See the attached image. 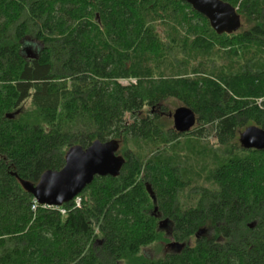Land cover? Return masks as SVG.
<instances>
[{
  "label": "trees",
  "instance_id": "1",
  "mask_svg": "<svg viewBox=\"0 0 264 264\" xmlns=\"http://www.w3.org/2000/svg\"><path fill=\"white\" fill-rule=\"evenodd\" d=\"M222 1L233 35L178 0H0V264H264V151L240 143L264 130V0ZM171 99L188 134L158 114ZM96 141L119 144L121 175L66 215L32 210L21 181ZM164 241L179 247L146 253Z\"/></svg>",
  "mask_w": 264,
  "mask_h": 264
},
{
  "label": "water",
  "instance_id": "2",
  "mask_svg": "<svg viewBox=\"0 0 264 264\" xmlns=\"http://www.w3.org/2000/svg\"><path fill=\"white\" fill-rule=\"evenodd\" d=\"M192 7L204 16L211 28L218 35H233L242 28V20L237 9L222 0H178ZM28 58H35L31 50L26 51ZM19 113L8 115L13 119ZM173 128L179 134H188L196 125L192 110L180 107L173 115ZM241 146L246 150L264 151V130L257 127L248 128L240 137ZM119 144L116 141L94 142L84 149L81 146L71 147L65 157V165L60 171L45 172L34 185L21 181L23 189L31 194L41 206L60 208L71 203L84 192L93 181L99 178H117L126 160L118 155ZM165 222L162 223L164 225ZM205 233L200 230L198 235ZM172 248L179 247L171 244Z\"/></svg>",
  "mask_w": 264,
  "mask_h": 264
},
{
  "label": "rangeland",
  "instance_id": "3",
  "mask_svg": "<svg viewBox=\"0 0 264 264\" xmlns=\"http://www.w3.org/2000/svg\"><path fill=\"white\" fill-rule=\"evenodd\" d=\"M186 60L187 59H185V61ZM202 60H203L202 58H199L197 60V62H201ZM215 60H216L217 64L220 65V66H223V65H226V64L230 63L229 60L227 62H225V63H224L223 59L222 60L221 59H215ZM130 66L131 65L128 64V69L130 68ZM167 74H169V73H167ZM166 76H167V78H162L160 76L154 75L151 78H153L155 81H162V80L165 81V80H168V79H172L169 75H166ZM119 82L121 84H123V85H130L131 83H136L135 80H126V79H121ZM263 101H264V99L255 100V102L258 103V104L262 103ZM180 107H184V105L182 103H180L179 101H177V100L171 99V100H168V101L164 102L163 107H162L163 110L162 109L158 110V114L163 115V117L168 120L167 124H168V126L171 129L173 128V118L171 117V115H173L174 112L177 109H179ZM150 111L151 110H145V112H150ZM198 127L199 126L197 125L196 128L194 129V131H196ZM207 142H209L211 145H217L216 141L213 138H207V140H204L202 143L209 145ZM129 147L132 148V149L135 148V150L137 152L139 151V154H141V155L142 154H147L148 153L147 151H148V148H149L148 146H145L144 144H140V145H132V144H130ZM177 150L180 151L181 148H177ZM186 153L191 156V161H192L193 164H195V167L198 170L199 166H201V163H200L201 157L199 158V156H198V154L196 152H192V155H191L190 152H189V149H186ZM79 198L81 199V206H82L83 205V198H82V196L81 197L79 196ZM167 244H168V242H165V241L161 242L158 246L154 245L153 247L147 249L146 253L151 255L154 258H159L163 254L162 247L165 248L164 250L167 251V252L169 250H171V249H167L166 248Z\"/></svg>",
  "mask_w": 264,
  "mask_h": 264
},
{
  "label": "built area",
  "instance_id": "4",
  "mask_svg": "<svg viewBox=\"0 0 264 264\" xmlns=\"http://www.w3.org/2000/svg\"><path fill=\"white\" fill-rule=\"evenodd\" d=\"M71 204H73V206L75 208H80L81 207V199L78 197H76L72 202ZM40 207V208H44V209H48V210H53V209H56L58 210L62 215H66L67 213V208H64V207H60V208H56V207H49V206H41L37 203V201L35 200L34 201V204L32 206V210L36 211V209Z\"/></svg>",
  "mask_w": 264,
  "mask_h": 264
},
{
  "label": "flooded vegetation",
  "instance_id": "5",
  "mask_svg": "<svg viewBox=\"0 0 264 264\" xmlns=\"http://www.w3.org/2000/svg\"><path fill=\"white\" fill-rule=\"evenodd\" d=\"M166 248H167V249L171 248V244H167V245H166Z\"/></svg>",
  "mask_w": 264,
  "mask_h": 264
}]
</instances>
